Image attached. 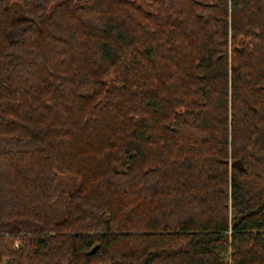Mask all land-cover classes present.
Returning <instances> with one entry per match:
<instances>
[{
	"label": "trees",
	"instance_id": "1",
	"mask_svg": "<svg viewBox=\"0 0 264 264\" xmlns=\"http://www.w3.org/2000/svg\"><path fill=\"white\" fill-rule=\"evenodd\" d=\"M3 258L264 264V0H0Z\"/></svg>",
	"mask_w": 264,
	"mask_h": 264
},
{
	"label": "rangeland",
	"instance_id": "2",
	"mask_svg": "<svg viewBox=\"0 0 264 264\" xmlns=\"http://www.w3.org/2000/svg\"><path fill=\"white\" fill-rule=\"evenodd\" d=\"M152 1L153 0H134V2H136V4L138 6H140L143 10H145L147 12H149L150 9H151V3H152ZM202 1H204V2H210V0H202ZM111 78H112V76L109 77V78H107L106 79V82L108 83ZM4 261H5V258H3V262Z\"/></svg>",
	"mask_w": 264,
	"mask_h": 264
},
{
	"label": "built area",
	"instance_id": "3",
	"mask_svg": "<svg viewBox=\"0 0 264 264\" xmlns=\"http://www.w3.org/2000/svg\"><path fill=\"white\" fill-rule=\"evenodd\" d=\"M0 264H8V261L7 260H5L4 262L2 261L0 262Z\"/></svg>",
	"mask_w": 264,
	"mask_h": 264
}]
</instances>
